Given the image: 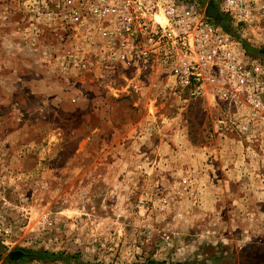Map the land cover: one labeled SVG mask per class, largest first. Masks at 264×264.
<instances>
[{
    "label": "rangeland",
    "instance_id": "obj_1",
    "mask_svg": "<svg viewBox=\"0 0 264 264\" xmlns=\"http://www.w3.org/2000/svg\"><path fill=\"white\" fill-rule=\"evenodd\" d=\"M44 2L0 0V264H264V92L108 67Z\"/></svg>",
    "mask_w": 264,
    "mask_h": 264
},
{
    "label": "built area",
    "instance_id": "obj_2",
    "mask_svg": "<svg viewBox=\"0 0 264 264\" xmlns=\"http://www.w3.org/2000/svg\"><path fill=\"white\" fill-rule=\"evenodd\" d=\"M49 1L46 25L59 20L86 27L108 67L157 71L168 87L191 99L263 106L264 72L253 60L264 61V0ZM231 127V120H217L219 131ZM236 128L248 134L249 123Z\"/></svg>",
    "mask_w": 264,
    "mask_h": 264
},
{
    "label": "water",
    "instance_id": "obj_3",
    "mask_svg": "<svg viewBox=\"0 0 264 264\" xmlns=\"http://www.w3.org/2000/svg\"><path fill=\"white\" fill-rule=\"evenodd\" d=\"M210 15L211 16H216V11L215 10H210ZM14 255V254H13ZM16 255H18V253L17 254H15L14 256H16ZM23 263V261L21 260L20 262H16V264H22Z\"/></svg>",
    "mask_w": 264,
    "mask_h": 264
},
{
    "label": "trees",
    "instance_id": "obj_4",
    "mask_svg": "<svg viewBox=\"0 0 264 264\" xmlns=\"http://www.w3.org/2000/svg\"><path fill=\"white\" fill-rule=\"evenodd\" d=\"M262 53L264 54V50H262Z\"/></svg>",
    "mask_w": 264,
    "mask_h": 264
},
{
    "label": "bare ground",
    "instance_id": "obj_5",
    "mask_svg": "<svg viewBox=\"0 0 264 264\" xmlns=\"http://www.w3.org/2000/svg\"><path fill=\"white\" fill-rule=\"evenodd\" d=\"M20 261H21V260H20ZM20 261H19V262H20Z\"/></svg>",
    "mask_w": 264,
    "mask_h": 264
}]
</instances>
